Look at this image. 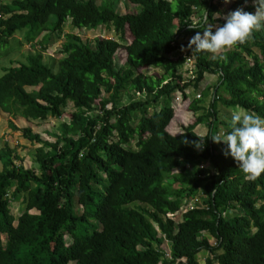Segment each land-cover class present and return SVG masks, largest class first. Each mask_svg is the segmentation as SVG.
I'll list each match as a JSON object with an SVG mask.
<instances>
[{
    "label": "trees",
    "instance_id": "16d2710c",
    "mask_svg": "<svg viewBox=\"0 0 264 264\" xmlns=\"http://www.w3.org/2000/svg\"><path fill=\"white\" fill-rule=\"evenodd\" d=\"M128 1L137 13L119 14L116 0H0V48L16 34L32 45L45 31L64 36L56 63L44 60V47L0 77L9 127L40 145L39 173L17 165L7 143L0 147V264H201L202 253L205 264H264V172L245 178L211 139L220 125L229 130L220 102L264 118V27L217 57L190 51L196 76L184 81L186 57L172 55L187 47L182 36L207 26L196 14L224 23L215 0ZM252 2L232 10L254 13ZM68 22L79 31L113 27L119 38L64 33ZM126 27L132 41L117 67ZM149 67L164 73L142 72ZM207 73L219 76L210 108L196 100L192 109L203 114L172 133V97L187 98ZM126 95L131 101L121 105ZM69 103L74 110L53 141L14 122L62 118ZM21 200L25 208L14 214L11 203Z\"/></svg>",
    "mask_w": 264,
    "mask_h": 264
},
{
    "label": "rangeland",
    "instance_id": "374dc122",
    "mask_svg": "<svg viewBox=\"0 0 264 264\" xmlns=\"http://www.w3.org/2000/svg\"><path fill=\"white\" fill-rule=\"evenodd\" d=\"M10 0H2V2H9ZM104 0H101L103 2ZM172 1V0H168ZM238 0H228V3H225L224 0H215V3L219 6V9L221 10L220 13H216L215 17H222L227 15L232 10L233 5ZM116 9L119 14H128V13H137V6L135 4L130 3L128 0H116ZM251 5H254L252 2ZM241 8L242 6H236L235 9ZM255 12V10H254ZM202 15L206 16L205 11H201L200 13L196 14L194 17V22H200ZM52 21L54 18L51 19ZM207 25H213L209 21L207 22ZM213 26H216L215 24ZM215 30V27H213ZM68 32H75L79 33L84 39H94L97 36L104 37V38H114L118 39V35L114 31L113 27H99L97 30H91L87 31L85 29L79 31L74 30L71 26L70 22H68L64 28V33ZM17 36H13L8 44L4 47L0 48V77L3 76L8 69L14 66H18L16 64H19L20 62L25 60L26 55L30 51H41L44 47H46L44 54V60L45 61H58V59L62 56L61 55V47L62 43L64 41V36L59 35L58 33L50 34L47 33V31L43 32L37 40H35V44L32 45V43H25L24 38L21 40L19 39L20 34H16ZM192 35L189 36H182L181 42L188 43L189 38ZM132 41V36L129 31V28L126 27V33H125V40L122 41V47L119 48V50L116 53L115 57V65L117 67H121L125 64L127 60V52L125 49V46L129 44ZM228 48L222 49L220 52L216 54L210 53L211 57H217L221 55L223 52L227 51ZM190 49L185 48L183 50H178V52L174 53L172 57H179V56H185L186 61L185 64L178 69L180 73L183 75L184 81L194 80L196 74H195V58L190 54ZM55 68H57V64H55ZM142 72L147 75L157 76L161 77L164 73V70L156 67H149L142 69ZM219 82V76L218 74H209L207 73L205 75V79L203 82H201L199 88H191L189 93V96L185 98L182 93L177 92L172 97V105L175 109V117L172 121V127L171 132L174 134H179L182 132V127H186L189 124H191V121L194 118H197L199 115L203 114V111H200L199 113H196L197 111H194L192 109V103H194L196 100H198V105H203L204 109L207 111L211 103L214 99V92H215V85ZM38 89V87H27L28 91ZM207 91V92H206ZM206 95V96H205ZM135 99L139 100L144 97H142L141 94H136ZM130 96L126 95L122 97L121 105H125L131 101ZM220 102V101H218ZM221 103V102H220ZM218 104L219 108V119L230 123L231 115L235 111H241L243 113V110H229L225 108L222 104ZM110 106V105H109ZM74 110L73 104L69 103L68 107L65 108V115L62 118H56L53 116H49L48 119L45 121H38V120H27L26 118L18 117L17 120L14 122L17 126L24 128L29 127L34 133L39 134L43 139L53 141V137L50 135L51 133H54L58 131L59 124L69 117L70 113ZM7 119H9V116H4V118H0L1 123L0 124V147L4 146V144H8L11 148L15 149V155H18L17 159H14L15 163L17 165L22 164L25 166V168L33 169L37 173H39V166L36 162V149L39 147V144L33 143L29 141L28 139L24 138L22 133L20 131H14L11 128H9ZM176 125H178L180 130L177 129ZM226 126L220 125L219 131L220 134L226 132ZM178 130V131H177ZM195 131L200 135L204 136L207 131V127L205 124H200L198 128L195 129ZM206 165V162H203ZM190 206H194V204H190ZM12 211L14 214L21 213L24 208L25 204L22 202H14L11 203ZM233 213H236V211H233ZM209 236V235H208ZM67 242L71 241L70 236L67 234L66 236ZM210 243L216 244V239L214 237H210ZM163 248L169 253V243H165L163 245ZM209 255V254H207ZM201 264H205L204 261V255L201 254L200 257ZM74 264V263H72ZM217 264V263H215Z\"/></svg>",
    "mask_w": 264,
    "mask_h": 264
},
{
    "label": "clouds",
    "instance_id": "9594fccd",
    "mask_svg": "<svg viewBox=\"0 0 264 264\" xmlns=\"http://www.w3.org/2000/svg\"><path fill=\"white\" fill-rule=\"evenodd\" d=\"M224 2L228 3V0ZM253 3L254 13L237 8L227 13L223 17L224 23L219 26L207 25V16L203 17L201 25L207 26L189 38L187 47L195 52L216 54L222 49L243 43L252 31L264 27V0H253ZM2 17L0 14V19ZM193 27L196 28L189 24V28ZM230 121L228 131L212 136L211 139L225 146L222 154L233 159L245 178H255L264 172V118L253 113L235 111ZM201 145V141L194 144L197 149H202Z\"/></svg>",
    "mask_w": 264,
    "mask_h": 264
},
{
    "label": "crops",
    "instance_id": "0c3cea01",
    "mask_svg": "<svg viewBox=\"0 0 264 264\" xmlns=\"http://www.w3.org/2000/svg\"><path fill=\"white\" fill-rule=\"evenodd\" d=\"M4 3V2H3ZM6 3V2H5ZM4 116H9L7 113H4L1 109H0V118H4ZM7 123H8V119H7ZM0 124H2L1 123V121H0ZM3 125V124H2ZM9 127V126H8ZM10 128V127H9ZM198 128V127H197ZM207 132V131H206Z\"/></svg>",
    "mask_w": 264,
    "mask_h": 264
},
{
    "label": "built area",
    "instance_id": "2783aa9c",
    "mask_svg": "<svg viewBox=\"0 0 264 264\" xmlns=\"http://www.w3.org/2000/svg\"><path fill=\"white\" fill-rule=\"evenodd\" d=\"M190 208H193L192 206Z\"/></svg>",
    "mask_w": 264,
    "mask_h": 264
}]
</instances>
